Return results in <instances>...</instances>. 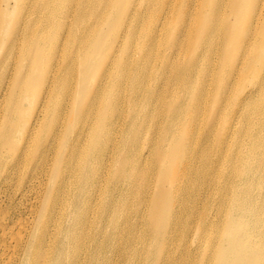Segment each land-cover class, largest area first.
I'll list each match as a JSON object with an SVG mask.
<instances>
[{
    "label": "bare ground",
    "instance_id": "1",
    "mask_svg": "<svg viewBox=\"0 0 264 264\" xmlns=\"http://www.w3.org/2000/svg\"><path fill=\"white\" fill-rule=\"evenodd\" d=\"M31 1L0 0V264H108L102 253L123 254L127 264H264V0H193L191 16L189 0H41L21 22L15 13ZM97 1L104 7L91 35L78 21ZM119 6L134 23L176 12L178 22L170 32L162 17L137 42L135 61L119 64L117 54L88 88L87 68L70 71L64 45L72 41L76 56L94 61L108 49L97 28ZM62 18L72 24L55 34ZM119 30L111 52L135 41L137 28ZM186 32L198 39L185 41ZM164 34L171 43L163 57L175 67L170 80L154 76L169 114L148 141L160 156L152 187L137 179L152 118L131 113L145 100L146 80L161 72L149 43ZM139 218L149 237L135 231ZM183 231L192 232L187 248L169 249L170 233Z\"/></svg>",
    "mask_w": 264,
    "mask_h": 264
},
{
    "label": "rangeland",
    "instance_id": "2",
    "mask_svg": "<svg viewBox=\"0 0 264 264\" xmlns=\"http://www.w3.org/2000/svg\"><path fill=\"white\" fill-rule=\"evenodd\" d=\"M139 1L140 0H138V3H139ZM23 2H24L23 5H25L26 4L25 0H23ZM38 2H39V5H38ZM40 2H41V0H34V2H32V5H33L32 8H29L26 12H24V11L16 12L15 14L17 15V18L20 17L21 20H22L21 22L29 21V19H31V18L33 19V17H35V16L32 15V14L35 11H38V9L40 7ZM183 2H184V4L186 3L185 0H183ZM28 3L29 2H27V4ZM97 3H98V5L96 4L97 6L96 5L92 6L91 9H89V7H88V9L86 10V15L83 18L84 20H79L78 21L79 25H80V27L82 29V32L85 31V32H88V34H91V35H95L96 34V28L94 30L91 29L90 22H91V19L93 18V16L95 14H98V12L101 11L102 7H104V4L100 5L98 1H97ZM157 3L159 4L158 0H157ZM149 5L156 6V4H154V3H150ZM187 6H188V8H190L189 12H190V16H191L192 15V8L191 7L193 6V0H189L187 2ZM11 7H12V5H11ZM19 8H21V5L19 6ZM12 10L13 9L11 8L9 10V12L11 13ZM54 10L57 13H59V12L68 13V9L66 7H64L63 5L62 6H60V5L58 6L57 5ZM123 12L126 13V15L123 16V24L124 25H122L119 28V25L117 24L116 30H113V26H114V24L116 22L115 21L116 18ZM176 14H177V12L173 15L172 20H171L170 14L167 15V18L165 17L164 14H162V16H160V13H158L155 18H152L150 16H146L144 22L146 23V21H147V23L144 24V22H143L142 24H140V23H137V22L134 23V22H132L130 20V9H129V7L126 9L124 6H119L117 8V10L114 12V14L109 19H106L104 22H102L100 24V27L97 28L99 37L101 38L102 35L105 36L104 48H105V45H106V46H108V49L104 50V51H102V50L96 51L94 53V57H93L94 61H91V62H88V63H84V59L82 57L79 58L78 56H76L77 46L76 45H72L73 44L72 41L71 42L67 41V43L64 45V57H65V55L68 56V63H69L67 68L70 71L74 72V71H76L78 69V66L84 65L87 68L86 69V71H87L86 77H89V80L91 79V81L90 82L88 81L86 83V85H87L88 88L90 87V85L92 86L91 88H93L94 82L96 81V79L98 80V77H99V75H100V73L102 71V66H103L104 63L107 62V60L110 61L111 59H113L118 54L119 55L118 58H119V61H120V62H118L119 64H124V63H127V62L132 63L133 61H135L134 57H138L139 56V52H138V50L136 48L137 46H139L137 42L142 41L143 37L146 36L147 34H149L150 31H152V28H153L154 24L157 25L161 21H164L162 19V17L166 18V20L171 22L170 32H172L174 30L175 26H176V22H178ZM26 16H28L27 19H26ZM148 18L150 20H147ZM186 21H187V19H186ZM71 24H72V20L71 19L68 20V19H63L62 18L60 20V22L58 23V25L56 26L55 30H54L55 34L61 33V31L65 27H68V26L70 27ZM128 25H130L131 27L137 28V32L135 33V41L132 42V43H129V44L128 43H123V45L121 47L117 46L116 50L111 52V49H110L111 45L114 42H115L114 43V45H115L117 40L120 42L121 41L120 38L124 36L125 32L123 33V31H120L119 29H121L124 26L127 27ZM204 29H205L204 26L200 25V26H197L193 31L200 32V31H202ZM196 32H192V36H191V33L188 34L186 32L185 33V41L188 40L187 34L190 35V38H192V37L197 38ZM170 43H171L170 37H168L165 34L160 39H157L154 42L149 43V45H150L149 48L151 49V52H153V54L155 55L152 58L153 60L151 62V66L154 69H156V70L157 69L160 70L161 72L158 75L155 72L152 73V77L150 79L146 80L145 84L147 86H146V95L144 97L145 100H141L139 102H136L138 104L132 110V113H131V115H133V116L135 115L136 118L137 117L140 118L139 114L141 113L142 110H143V114L144 113L146 114V112L148 111V113L151 115V118H152V122L147 126L146 130L142 131L144 133V138H145V141L143 143V145L145 147V150H144L143 156L141 154V162L139 163L140 173H139V176H137V179L143 181V183L146 186L150 185L152 187H154L155 184H156V179H155L156 173H157L156 172L157 171V167L156 166L158 165L157 160L160 158V156L154 154L155 149H154V147H151V145H150V143L148 141L152 137L153 138H159V134L161 132V126L159 125L160 121H161V118H164V117H166V115L169 114L168 105L166 103L163 104L158 99V94H159V89L158 88L160 87V85L162 83L161 81H163V79L166 78V79L170 80L173 77V74H174V72H172L171 70H172L173 67H175V65L171 66V63L170 64H166V60H164L165 57H163V53H168L169 52L170 49H168V45ZM125 50H127V52L124 54ZM73 60H75V61H73ZM97 61H99V63ZM186 63H187V59H185V61L183 63V66L186 65ZM230 63H232V62H230ZM162 74H163V77H162L161 81H158L154 77V76H160ZM72 78H73V76H72ZM72 84H73V87H77L73 82H72ZM155 88H157V89H155ZM126 93L129 95L128 91H126ZM145 102H146V105H145ZM207 111H208V108H206L205 112H207ZM118 116H119V113H115V118H118ZM19 118L20 117H18V118L16 117V119H19ZM116 127H117V129L120 130V132L126 130L125 129V125H123L122 123L121 124L116 123ZM118 138H119V136H118ZM163 144H164V146L168 147V143L167 142H164ZM129 152H131V151H129ZM117 166H118V164L116 165V167ZM129 184H130V181H129ZM183 191H185V190H183ZM183 191H181V192L183 193ZM186 192L193 193L195 191L193 189H190V190H187ZM186 192H184V193H186ZM203 195H204V192L202 191L200 193V199L201 200H202V198L204 199V197H205ZM118 196H119L118 194H115L116 198ZM146 199H149L150 201L152 200L148 196H147ZM144 212H145V209L143 207L141 209V214H143ZM130 213L131 212L125 211L124 215L128 216V215H130ZM210 216L211 217L209 218V221H213V219L214 220L216 219V218L213 217V216H215V211L214 210H213L212 214H210ZM183 218H185V216H183ZM195 219L197 221H199L198 218H196V215H195ZM119 220H120V222L118 223L119 229L120 228H124L125 229V224L123 222V216H121L119 218ZM134 226L136 227L135 231H137L138 233L142 234L145 237H149V233L145 232L146 222L144 220H140V218H139L138 220H136V223L134 224ZM190 228H191L192 231L195 230V221H194V219H193V221L190 224ZM183 232H185V237L184 238L181 236V234L176 235V234H174L172 232L170 233L171 237L173 238V242L169 243V249L171 248L172 245L174 247H176L175 248L176 250L178 248L179 249L187 248V241L192 236V232H186V231H183ZM118 237L120 238V240H118L116 242V245H118V243L120 245H122V243L125 242L124 240L127 237V233H122V236H118ZM197 242H198L197 240L192 242V245H194L192 250H195V248L197 246V244H196ZM136 245H137V248L140 250L139 253H141V255L144 256L145 252L148 250V249L147 250H143V247H145V243L138 242ZM105 255H106V257L109 258L108 264H109V262H112V264H122V263L123 264H127V259L125 258V256L123 254L121 256L118 255V254L110 256L109 254H103L102 253L101 257L104 258ZM164 256H168V253L166 252ZM142 263L143 262L140 259L137 260V264H142Z\"/></svg>",
    "mask_w": 264,
    "mask_h": 264
}]
</instances>
